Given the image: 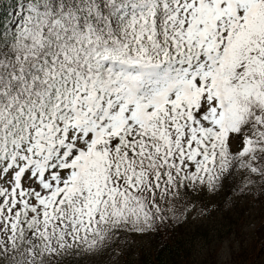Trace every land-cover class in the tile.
Returning <instances> with one entry per match:
<instances>
[{
  "label": "snow or ice",
  "instance_id": "1",
  "mask_svg": "<svg viewBox=\"0 0 264 264\" xmlns=\"http://www.w3.org/2000/svg\"><path fill=\"white\" fill-rule=\"evenodd\" d=\"M257 206L264 0H0V264H217Z\"/></svg>",
  "mask_w": 264,
  "mask_h": 264
},
{
  "label": "trees",
  "instance_id": "2",
  "mask_svg": "<svg viewBox=\"0 0 264 264\" xmlns=\"http://www.w3.org/2000/svg\"><path fill=\"white\" fill-rule=\"evenodd\" d=\"M254 227L251 228L249 235H246L244 231L239 229V222L237 219L243 220L244 215L236 218L233 223L236 224L237 234L240 235V247L233 254V260H236L240 264H264V207L257 206L254 210ZM145 264L151 261L153 264H159L160 261L168 260L169 257L165 254L154 255L151 251L146 252L143 256ZM217 264H222L217 261Z\"/></svg>",
  "mask_w": 264,
  "mask_h": 264
},
{
  "label": "rangeland",
  "instance_id": "3",
  "mask_svg": "<svg viewBox=\"0 0 264 264\" xmlns=\"http://www.w3.org/2000/svg\"><path fill=\"white\" fill-rule=\"evenodd\" d=\"M254 212V211H253ZM253 212L249 215H252ZM247 216V215H246ZM240 224L239 226V229L241 231V234L242 235V231H244L246 234L249 232L248 229H249V223L251 222V217L250 216H247V218H245V221L244 220H240L237 219L236 223ZM233 226L235 227V237H234V246H233V249H232V255L230 257H227V258H222L220 259V261L222 262V264H240L239 262H237L236 260H233V257H234V253L239 249L240 247V235H238L237 233V230H236V224L233 223ZM237 232V233H236Z\"/></svg>",
  "mask_w": 264,
  "mask_h": 264
}]
</instances>
